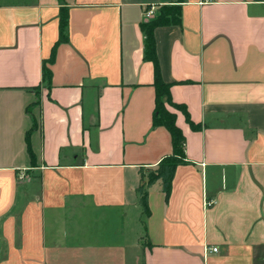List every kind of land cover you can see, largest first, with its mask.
<instances>
[{"label":"crops","instance_id":"1","mask_svg":"<svg viewBox=\"0 0 264 264\" xmlns=\"http://www.w3.org/2000/svg\"><path fill=\"white\" fill-rule=\"evenodd\" d=\"M177 1L0 0V264H264V0H184L181 24L155 29L201 127L178 111L187 161L140 204L173 151L141 25Z\"/></svg>","mask_w":264,"mask_h":264},{"label":"trees","instance_id":"2","mask_svg":"<svg viewBox=\"0 0 264 264\" xmlns=\"http://www.w3.org/2000/svg\"><path fill=\"white\" fill-rule=\"evenodd\" d=\"M184 0H179L176 3L162 5L159 7L158 13L152 19L142 23L141 27L146 37L145 43V58L151 60L155 67L154 86L156 89L155 107L153 111V127L165 126L171 133L173 151L171 154L164 156L155 168L149 169V175L145 178L142 173V181L138 192L140 194V204L143 207V212L146 215L150 214L148 204V189L157 180L161 179L163 189L166 193L170 192L174 172L179 164L185 163V143L186 137L183 130L177 124V113L182 111L187 115V118L194 129H199L201 126L194 123L190 117L185 104L177 103L171 96V83L164 81L162 71L157 56L155 29L159 26H167L172 24H181L182 5ZM69 8L62 4L59 12V37L53 46L49 62L52 63L55 58L56 50L61 43L69 41ZM52 71L44 65V79L50 81ZM28 149L31 157L34 159V154L30 146L27 133Z\"/></svg>","mask_w":264,"mask_h":264},{"label":"built area","instance_id":"3","mask_svg":"<svg viewBox=\"0 0 264 264\" xmlns=\"http://www.w3.org/2000/svg\"><path fill=\"white\" fill-rule=\"evenodd\" d=\"M155 9L156 7H151L150 11L148 12L150 15H155ZM209 250L213 251V252H217L218 248L217 247H208Z\"/></svg>","mask_w":264,"mask_h":264},{"label":"rangeland","instance_id":"4","mask_svg":"<svg viewBox=\"0 0 264 264\" xmlns=\"http://www.w3.org/2000/svg\"><path fill=\"white\" fill-rule=\"evenodd\" d=\"M158 10H159V8L156 7V9H155V15H154V16L157 15ZM144 174H145L146 176H148V175H149V170H146V172H145Z\"/></svg>","mask_w":264,"mask_h":264}]
</instances>
